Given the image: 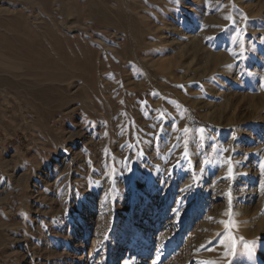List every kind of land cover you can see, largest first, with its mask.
Segmentation results:
<instances>
[{"label":"rangeland","instance_id":"374dc122","mask_svg":"<svg viewBox=\"0 0 264 264\" xmlns=\"http://www.w3.org/2000/svg\"><path fill=\"white\" fill-rule=\"evenodd\" d=\"M142 257L264 264V0H0V264Z\"/></svg>","mask_w":264,"mask_h":264},{"label":"bare ground","instance_id":"6f19581e","mask_svg":"<svg viewBox=\"0 0 264 264\" xmlns=\"http://www.w3.org/2000/svg\"><path fill=\"white\" fill-rule=\"evenodd\" d=\"M234 188H235V191H234V197L232 198V200H236L237 198H242V202L239 205V210L246 209L244 203H249L252 201L251 199L254 197L255 192L257 191L258 188L253 186V185H246V183H244V185L240 186L239 188H237V187H234ZM151 231H152V225H151V223H148L147 227H145V230H143V232L140 235L143 239L146 238V241H148L150 239L149 237H150ZM120 253L121 252H119V254ZM198 260H201V259H198ZM145 262H146L145 258L142 257L137 264H145ZM187 262H189V261H187ZM126 264H134V262L133 261L132 262H126Z\"/></svg>","mask_w":264,"mask_h":264},{"label":"snow or ice","instance_id":"6c2138e0","mask_svg":"<svg viewBox=\"0 0 264 264\" xmlns=\"http://www.w3.org/2000/svg\"><path fill=\"white\" fill-rule=\"evenodd\" d=\"M185 131H187V129ZM229 172H231V169H229Z\"/></svg>","mask_w":264,"mask_h":264},{"label":"trees","instance_id":"16d2710c","mask_svg":"<svg viewBox=\"0 0 264 264\" xmlns=\"http://www.w3.org/2000/svg\"><path fill=\"white\" fill-rule=\"evenodd\" d=\"M195 122L197 123V122H199L198 120H195Z\"/></svg>","mask_w":264,"mask_h":264}]
</instances>
